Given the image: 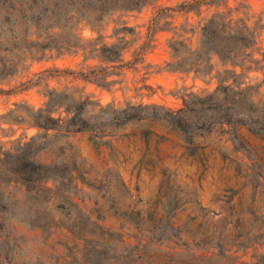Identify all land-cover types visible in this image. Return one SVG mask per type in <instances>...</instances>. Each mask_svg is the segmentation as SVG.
I'll return each instance as SVG.
<instances>
[{
	"label": "rangeland",
	"instance_id": "obj_1",
	"mask_svg": "<svg viewBox=\"0 0 264 264\" xmlns=\"http://www.w3.org/2000/svg\"><path fill=\"white\" fill-rule=\"evenodd\" d=\"M0 264H264V0H0Z\"/></svg>",
	"mask_w": 264,
	"mask_h": 264
}]
</instances>
